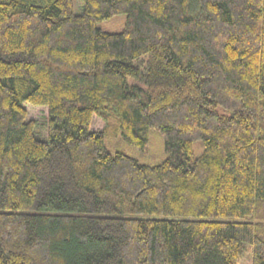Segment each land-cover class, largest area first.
Wrapping results in <instances>:
<instances>
[{"label": "trees", "instance_id": "trees-1", "mask_svg": "<svg viewBox=\"0 0 264 264\" xmlns=\"http://www.w3.org/2000/svg\"><path fill=\"white\" fill-rule=\"evenodd\" d=\"M81 1L0 0V264H264V0Z\"/></svg>", "mask_w": 264, "mask_h": 264}, {"label": "rangeland", "instance_id": "rangeland-1", "mask_svg": "<svg viewBox=\"0 0 264 264\" xmlns=\"http://www.w3.org/2000/svg\"><path fill=\"white\" fill-rule=\"evenodd\" d=\"M74 11L79 13L80 8L82 7L81 0H72ZM125 25V14H117L111 18L104 19L98 22V26L109 32H119L124 28ZM27 111V119L36 121V132L40 138L46 137V123H47V108L45 106H33L27 103H23ZM91 129L99 130L104 126V121L96 116H93L91 120ZM149 140L150 146L149 150L146 153H142L136 148L132 147L130 144L121 142L119 139H116L119 150L125 152L126 154L138 159L142 163H156L163 156L162 151L164 148L163 138L161 134L154 129H149ZM106 147L111 150L112 146L107 142ZM201 143L196 141L193 144V152L199 154L201 152ZM237 264H251V252L249 248H245L241 257L238 260Z\"/></svg>", "mask_w": 264, "mask_h": 264}]
</instances>
